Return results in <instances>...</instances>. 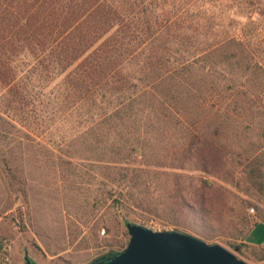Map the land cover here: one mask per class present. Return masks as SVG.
Listing matches in <instances>:
<instances>
[{"label": "trees", "instance_id": "obj_1", "mask_svg": "<svg viewBox=\"0 0 264 264\" xmlns=\"http://www.w3.org/2000/svg\"><path fill=\"white\" fill-rule=\"evenodd\" d=\"M190 8L187 0H0V96L5 110L35 107L31 80H59L64 105L121 142L113 161L127 164V183L109 197L157 200L176 230L212 243L264 222V171L244 144L257 124L264 138V110L260 122L252 117L264 80H250L252 65L262 66L244 32L217 30L221 19ZM257 8L264 17V4ZM248 249L264 260V246Z\"/></svg>", "mask_w": 264, "mask_h": 264}, {"label": "rangeland", "instance_id": "obj_2", "mask_svg": "<svg viewBox=\"0 0 264 264\" xmlns=\"http://www.w3.org/2000/svg\"><path fill=\"white\" fill-rule=\"evenodd\" d=\"M187 1L190 13L221 19L217 30L233 24L250 38L253 64L262 66L252 65L250 80L252 84L263 81L264 17L254 12L264 0ZM237 77L244 81V70ZM31 82L35 84V107L5 110L0 96V264H23L25 249L38 264H84L125 247L129 238L126 221L156 230L176 229L157 200L121 197L120 204L109 197L110 187L120 191L127 183L123 176L127 164L113 161L112 151L121 142L107 126L96 135V125L88 114L67 108L60 99L59 80ZM256 102L252 117L260 122L264 99ZM142 129L140 137L145 133ZM261 129L259 124L252 128V136L244 144L254 151V164L264 171ZM237 193L262 206L250 193ZM155 207L156 212L146 210ZM247 213L254 224L256 208L249 205ZM213 242L251 264H264L248 249L253 244L264 246V222H256L245 237H222Z\"/></svg>", "mask_w": 264, "mask_h": 264}, {"label": "water", "instance_id": "obj_3", "mask_svg": "<svg viewBox=\"0 0 264 264\" xmlns=\"http://www.w3.org/2000/svg\"><path fill=\"white\" fill-rule=\"evenodd\" d=\"M125 227L129 235L125 247L84 264H251L218 242L209 243L176 229L156 230L133 221H126ZM23 264H38L27 249Z\"/></svg>", "mask_w": 264, "mask_h": 264}, {"label": "crops", "instance_id": "obj_4", "mask_svg": "<svg viewBox=\"0 0 264 264\" xmlns=\"http://www.w3.org/2000/svg\"><path fill=\"white\" fill-rule=\"evenodd\" d=\"M251 244V243H250ZM253 244V243H252ZM262 244H264V243H262ZM253 245H259V244H253Z\"/></svg>", "mask_w": 264, "mask_h": 264}, {"label": "built area", "instance_id": "obj_5", "mask_svg": "<svg viewBox=\"0 0 264 264\" xmlns=\"http://www.w3.org/2000/svg\"><path fill=\"white\" fill-rule=\"evenodd\" d=\"M251 211L253 210V208L252 209H250Z\"/></svg>", "mask_w": 264, "mask_h": 264}]
</instances>
